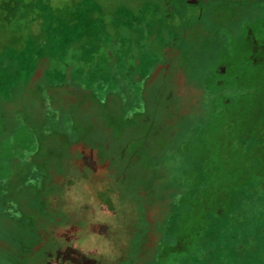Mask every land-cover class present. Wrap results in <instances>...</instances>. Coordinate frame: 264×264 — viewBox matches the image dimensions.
<instances>
[{
    "label": "rangeland",
    "instance_id": "374dc122",
    "mask_svg": "<svg viewBox=\"0 0 264 264\" xmlns=\"http://www.w3.org/2000/svg\"><path fill=\"white\" fill-rule=\"evenodd\" d=\"M155 1L0 0V264H264V1Z\"/></svg>",
    "mask_w": 264,
    "mask_h": 264
},
{
    "label": "trees",
    "instance_id": "16d2710c",
    "mask_svg": "<svg viewBox=\"0 0 264 264\" xmlns=\"http://www.w3.org/2000/svg\"><path fill=\"white\" fill-rule=\"evenodd\" d=\"M143 2L145 4V6H144L145 9H148V6H149L148 11H150V12H148V14L143 15L145 20L142 24V28L145 30V32H147L146 34L149 35V33H152L154 29H155V31L153 32V34L159 33L160 36L163 34H166V33L167 34L170 32L172 33V31H171L172 29L170 28L171 26L166 23V19L164 21L162 14L159 13L160 11L158 8L157 1H155V0H143ZM150 31H152V32H150ZM159 35L157 34V36H159ZM39 169L33 170V168H32L31 173H38V174L40 173L41 175L39 176V178H37V180L40 179V181L42 182L43 177H44V173L42 171H40ZM13 219H14V217H13Z\"/></svg>",
    "mask_w": 264,
    "mask_h": 264
},
{
    "label": "flooded vegetation",
    "instance_id": "af4514ba",
    "mask_svg": "<svg viewBox=\"0 0 264 264\" xmlns=\"http://www.w3.org/2000/svg\"><path fill=\"white\" fill-rule=\"evenodd\" d=\"M186 2L187 1H185V2H183V1H178L177 3H178V5H182V6H184V4H186ZM192 5H196V9L198 10V12H203V6L201 7V5H202V3H201V0H198L196 3H194V4H192ZM175 8V7H174ZM173 12V13H172ZM171 13H169V14H174V13H177V10H175V9H173V11H172ZM264 17V16H263ZM263 17H260L259 19H258V21L257 22H261L262 21V18ZM246 32H245V36H248V35H252V33H251V28L250 27H247V29L245 30ZM253 36V35H252ZM30 238H28V237H26V241H28ZM32 249H33V247H31L30 249H28V252H31L32 251ZM28 252H26V253H28Z\"/></svg>",
    "mask_w": 264,
    "mask_h": 264
}]
</instances>
